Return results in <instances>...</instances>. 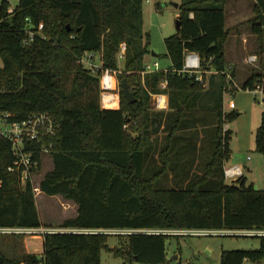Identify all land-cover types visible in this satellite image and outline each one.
Listing matches in <instances>:
<instances>
[{"label":"trees","instance_id":"trees-1","mask_svg":"<svg viewBox=\"0 0 264 264\" xmlns=\"http://www.w3.org/2000/svg\"><path fill=\"white\" fill-rule=\"evenodd\" d=\"M253 1L248 23L258 52H264V0ZM225 2L181 0L179 27L164 38L170 67L142 74L150 53L143 0H18L11 10L7 0L0 1V115L20 121L33 112H47L58 123L56 134L46 139L53 144L48 153L32 143V158L39 163L44 155L52 159V168L39 181L40 191L77 204L76 215L65 219L61 228L264 229V189L246 184L243 174L231 182L224 174L231 138L225 122L236 116L234 110L224 111L223 72L229 64L225 42L230 31L225 27ZM29 31L34 32L31 40ZM122 42L125 51L119 68ZM187 50L200 55L202 69L217 71L204 76L206 85L181 72ZM87 52L100 56L101 69H120V78H126L134 92V102L128 103L120 91L118 108L100 105L99 72L93 74L81 62ZM231 73L235 77L234 66ZM263 76L264 64L251 70L240 88L254 89ZM158 92L168 95L167 117L150 112L151 94ZM162 123L168 138L186 139L194 130V148L207 139L199 138V132L205 133L208 125L214 145L203 172L174 171V186L155 184L172 169L168 141L155 150L159 169L145 175L146 161L153 160L150 137ZM254 139L256 151L264 156V111ZM186 144L187 140L181 149L188 148ZM14 157L0 137V228H39L42 223L30 181L21 184L19 173L8 169ZM109 235L118 246L107 245ZM172 235L46 232L40 255H6L0 250V264H100L102 249L124 259V264H163L165 239ZM256 237L257 249L222 250L220 264H241L244 257L260 263L264 235Z\"/></svg>","mask_w":264,"mask_h":264},{"label":"rangeland","instance_id":"rangeland-1","mask_svg":"<svg viewBox=\"0 0 264 264\" xmlns=\"http://www.w3.org/2000/svg\"><path fill=\"white\" fill-rule=\"evenodd\" d=\"M1 1V0H0ZM181 0H143V28L149 35V50L146 55V64L153 65L158 63L159 69L164 70L170 66V59L164 55L166 53L164 38L176 32V18L179 15ZM9 10L13 9L18 0H9ZM253 0H226L225 27L229 28V35L225 42V55L236 67L235 81L240 86L243 79L251 70L261 69L264 64V52H258V44L255 41V35L251 32L248 20L253 16ZM237 16H234V12ZM241 35L246 38L244 41ZM253 38V39H252ZM243 41L246 45L242 52L239 51L236 56L234 42ZM254 40V42H253ZM257 55L255 61H248L250 55ZM155 54V55H154ZM86 55V53L84 54ZM235 57V58H234ZM235 59V60H233ZM121 61V62H120ZM235 63H233V62ZM0 59V64H1ZM235 64V65H234ZM118 66H122V60L118 58ZM244 70V71H243ZM115 79V88L113 94L117 97L120 105V69L110 70ZM141 76H143L141 74ZM136 81H132L134 84ZM264 89V76L262 81L258 82ZM102 107L114 106L113 103ZM119 107V106H118ZM157 110L152 100L150 103V112ZM234 110L236 116L232 120H226L225 124L231 131L229 140L230 157L223 162V167L242 165V173L246 178V184L252 183L255 189H264V156L255 149V131L260 124L261 115L264 111V91L261 93L257 89H235L234 92L224 94V111ZM184 118L183 121H185ZM209 120H207L208 122ZM209 124V123H208ZM210 133V126H205V136ZM135 134V132H132ZM194 130L188 131L184 137L187 140V147L181 149L178 146V154L184 152V157L180 160H171L172 169L169 168L168 174H162L156 180L158 186H174L172 179L176 172L191 171V175L202 173L214 145L211 140L199 141L202 145L194 148ZM188 137V139H187ZM185 143V142H184ZM164 156V155H163ZM160 165L159 160L148 159L145 163V175L151 176ZM174 167V170H173ZM52 168V159L44 155L38 170L33 175V184L38 183L44 173ZM226 178V177H225ZM227 182L232 179L226 178ZM36 208L39 214L42 226L39 229L61 228L60 224L67 218L74 217L77 211V204L72 200L65 199L61 195L48 196L40 190L34 195ZM14 234V235H13ZM43 234L41 231L35 233H7L0 232V250L6 255L22 252H32L40 255L42 253ZM178 235V236H176ZM107 245L110 247L118 246V242L113 235L107 238ZM259 247V238L256 236H245L236 234H175L165 239L166 260L163 264H220V253L222 250H253ZM124 259L115 257L112 252L102 249L100 264H124ZM143 264V263H136Z\"/></svg>","mask_w":264,"mask_h":264},{"label":"built area","instance_id":"built-area-1","mask_svg":"<svg viewBox=\"0 0 264 264\" xmlns=\"http://www.w3.org/2000/svg\"><path fill=\"white\" fill-rule=\"evenodd\" d=\"M9 1V0H7ZM192 16V13H190ZM42 29V24L38 25V30ZM34 36L33 31L28 32V40H31ZM125 51V43L120 44L118 57L123 58ZM256 55H250L247 60L255 61ZM100 60V56L94 52H87L81 58V62L93 73L99 72L100 77V102L102 101L103 106L107 105L108 102H113L117 97L113 94L115 88V79L113 72L109 69H101V60L98 63L96 60ZM159 70L157 62L153 65H144L145 72ZM233 66L227 64L224 70L226 87L225 92H234L235 89L240 88L236 83L235 77L232 75ZM181 72L187 73L193 76L194 79L203 85H206L204 76L217 72L215 69H202L200 55L195 51L187 50L184 53L183 67ZM166 82L163 81L160 84V88H165ZM259 92H263L264 89L259 83L255 86ZM109 95L110 97H106ZM152 100L155 108L162 110L167 108L168 100L164 92L152 93ZM101 105V103H100ZM59 128L55 118L47 112H33L27 115L20 121L8 120L7 115H0V137L8 142L10 149L14 154V160L12 165L8 167L10 171H17L19 173V180L21 184H25L27 180L30 181L34 195L39 192V182L33 184V175L40 165L37 159H33L34 148L32 143L40 144L43 153H48L52 147L51 141H46L47 138L52 137L56 134ZM224 174L226 178L234 180L235 178L242 175V168L240 166H224ZM41 231L46 232H57V231H68V232H82V233H104V234H115V233H134V232H147V233H162V234H236L245 236H261L264 235V229L255 228H242V229H182V230H165V229H110V228H49L42 230L39 228H25V227H2L0 232L7 233H35ZM39 264H44L43 261ZM241 264H260L247 257L242 259Z\"/></svg>","mask_w":264,"mask_h":264},{"label":"crops","instance_id":"crops-1","mask_svg":"<svg viewBox=\"0 0 264 264\" xmlns=\"http://www.w3.org/2000/svg\"><path fill=\"white\" fill-rule=\"evenodd\" d=\"M238 14H237V12L235 11L234 12V16H237ZM246 37L244 36V35H241V39L244 41V39H245ZM253 39V38H252ZM243 41H241L240 42V40L239 41H236V42H234V45H235V48L237 49L236 50V56H238L237 55V53H238V47H240L239 48V51L240 52H242V49H244L245 47H246V45L243 43ZM255 41H256V38H255ZM245 42H246V39H245ZM253 42H254V40H253ZM256 44H257V41H256ZM97 54V53H96ZM252 54H254V53H252ZM98 55V54H97ZM254 55H256V54H254ZM257 56V55H256ZM117 58H120V57H117ZM235 58V57H234ZM121 60H122V58H120ZM225 59H226V61H227V63H231L229 60H228V57H226V55H225ZM145 60H146V56H145ZM233 60H235V59H233ZM98 63H100V60L99 59H97L96 60ZM121 62V61H120ZM233 62V61H232ZM233 63H235V62H233ZM235 65V64H234ZM170 66H168L167 67V69L169 68ZM164 70H166V69H164ZM234 70H235V74H236V67L234 66ZM244 71V70H243ZM246 78V77H245ZM245 78L243 79V81L245 80ZM166 94V93H165ZM166 97H167V100H168V104H169V98H168V95L166 94ZM117 99V98H116ZM115 99V100H116ZM114 101V100H113ZM113 105L114 106H111V107H109V108H118V101H116V102H114L113 103ZM171 111V109L169 108V105L167 106V108H165V109H162V110H159V109H157V110H153L152 109V112H154V113H157V112H163V114L165 115V117H167L166 116V114L168 113V112H170ZM163 121L165 122V118H163ZM163 128H164V124L162 123L161 124V126H160V128H159V131H158V133L156 134V135H151V137H150V140H152V142H153V146H152V152H153V155H152V158L153 159H155V160H160L159 158H158V153H157V151L159 150V148L161 147V146H164L165 145V142L166 141H168V143H169V145H170V151H171V153L169 154V159L170 160H180L182 157H184V154H181V155H177V154H175V150L176 149H178V146L179 145H182L183 146V143L184 142H186V139H183V138H181V139H177V136H170L169 138L168 137H166V134H165V132L163 131ZM174 135V134H173ZM208 137H207V139H209L210 140V134H208L207 135ZM206 136H205V133L203 132V131H200L199 132V138H205ZM167 138V139H166ZM182 139H183V141H182ZM177 141H178V143H177ZM182 141V143L181 144H179L180 142ZM155 150H157V151H155ZM237 166H240L241 168H242V165H240V164H236ZM242 171H243V169H242ZM244 176V175H243Z\"/></svg>","mask_w":264,"mask_h":264},{"label":"water","instance_id":"water-1","mask_svg":"<svg viewBox=\"0 0 264 264\" xmlns=\"http://www.w3.org/2000/svg\"><path fill=\"white\" fill-rule=\"evenodd\" d=\"M178 27H179V20H176V28ZM120 89L128 103H132L135 101L134 92L129 88L126 78H122L120 80ZM260 264H264V257L260 260Z\"/></svg>","mask_w":264,"mask_h":264},{"label":"bare ground","instance_id":"bare-ground-1","mask_svg":"<svg viewBox=\"0 0 264 264\" xmlns=\"http://www.w3.org/2000/svg\"><path fill=\"white\" fill-rule=\"evenodd\" d=\"M106 97H110L109 95H107ZM116 101V100H115ZM106 106V105H105Z\"/></svg>","mask_w":264,"mask_h":264}]
</instances>
